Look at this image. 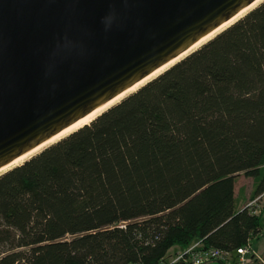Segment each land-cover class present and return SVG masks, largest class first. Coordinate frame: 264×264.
Returning a JSON list of instances; mask_svg holds the SVG:
<instances>
[{"label":"trees","instance_id":"16d2710c","mask_svg":"<svg viewBox=\"0 0 264 264\" xmlns=\"http://www.w3.org/2000/svg\"><path fill=\"white\" fill-rule=\"evenodd\" d=\"M239 173L264 193V0L1 173L0 264H157L195 239L233 251L260 232L235 208Z\"/></svg>","mask_w":264,"mask_h":264},{"label":"water","instance_id":"95a60500","mask_svg":"<svg viewBox=\"0 0 264 264\" xmlns=\"http://www.w3.org/2000/svg\"><path fill=\"white\" fill-rule=\"evenodd\" d=\"M255 1L0 0V169L125 93Z\"/></svg>","mask_w":264,"mask_h":264},{"label":"built area","instance_id":"2783aa9c","mask_svg":"<svg viewBox=\"0 0 264 264\" xmlns=\"http://www.w3.org/2000/svg\"><path fill=\"white\" fill-rule=\"evenodd\" d=\"M245 207L251 214H255V199L246 203ZM251 248V240L233 251H228L206 246L201 239H195L184 247L169 249L171 252L168 250L157 264H250L257 257ZM260 261L264 264L262 259ZM126 264L141 263L131 261Z\"/></svg>","mask_w":264,"mask_h":264},{"label":"bare ground","instance_id":"6f19581e","mask_svg":"<svg viewBox=\"0 0 264 264\" xmlns=\"http://www.w3.org/2000/svg\"><path fill=\"white\" fill-rule=\"evenodd\" d=\"M261 0H256L254 3H252L249 7H247L246 9H244L242 12H240L238 15H236L234 18H232L230 21L226 22L224 25H222L221 27H219L218 29H216L215 31H213L212 33L208 34L207 36H205L203 39H201L197 44H195L194 46H192L189 50H187L186 52H184L182 55H180L179 57H177L176 59L170 61L168 64H166L165 66L161 67L160 69H158L157 71H155L154 73H152L150 76H148L147 78L143 79L142 81H140L139 83H137L136 85H134L133 87H131L128 91H126L125 93H122L121 95H119L118 97L112 99L111 101H109L107 104L103 105L102 107L98 108L97 110H95L94 112L88 114L87 116L81 118L80 120L76 121L74 124L68 126L67 128H65L64 130H62L60 133H58L56 136L52 137L51 139H49L48 141H46L44 144L36 147L33 151L17 158L16 160H14L13 162H11L10 164L6 165L5 167H3L2 169H0V173L8 170L9 168L16 166L18 164H20L21 162H23L25 159H27L29 156H31L32 154L38 152L40 149H42L44 146L54 142L55 140L65 136L66 134H68L71 131H74L75 129H77L78 127L82 126L83 124L88 123L92 118H94V116H96L99 112L103 111L105 108H107L108 106H110L111 104L117 102L118 100H120L125 94H127L128 92H131L133 90H135L137 87H139L141 84H143L145 81H147L148 79L154 77L155 75L159 74L161 71H163L165 68H167L168 66H170L172 63H174L175 61H177L178 59H180L182 56H184L185 54H187L188 52H190L191 50L197 48L200 44H202L203 42H205L206 40H208L209 38H211L216 32L222 30L223 28H225L228 24H230L231 22H233L235 19H237L238 17H240L242 14H244L248 9L252 8L253 6H255L258 2H260Z\"/></svg>","mask_w":264,"mask_h":264},{"label":"rangeland","instance_id":"374dc122","mask_svg":"<svg viewBox=\"0 0 264 264\" xmlns=\"http://www.w3.org/2000/svg\"><path fill=\"white\" fill-rule=\"evenodd\" d=\"M254 187H255V180L251 176L245 175L243 173H239L235 177L234 180L235 208L238 209L239 207L244 206L249 201L255 199L256 213L254 215L259 217L262 215V211L264 207V193L256 196L253 195ZM261 233L264 234V227L261 229ZM254 246H256L255 238L251 239V247H252L251 249L254 251L257 257L255 256L256 259H252L250 261V264H261L260 260L262 259L264 261V257H262L260 253H258L253 249ZM173 248L175 247H172V249Z\"/></svg>","mask_w":264,"mask_h":264},{"label":"crops","instance_id":"0c3cea01","mask_svg":"<svg viewBox=\"0 0 264 264\" xmlns=\"http://www.w3.org/2000/svg\"><path fill=\"white\" fill-rule=\"evenodd\" d=\"M263 227H264V207H263L262 215L260 216V232L257 238H255L256 246H254L253 248L255 251L260 253L262 257H264V234L261 233V229ZM174 247H177V246H174Z\"/></svg>","mask_w":264,"mask_h":264}]
</instances>
